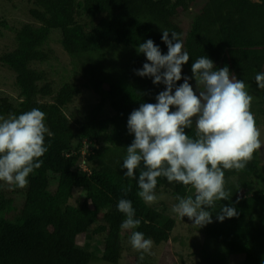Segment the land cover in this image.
Segmentation results:
<instances>
[{
  "label": "trees",
  "instance_id": "16d2710c",
  "mask_svg": "<svg viewBox=\"0 0 264 264\" xmlns=\"http://www.w3.org/2000/svg\"><path fill=\"white\" fill-rule=\"evenodd\" d=\"M28 14L33 22L10 29L14 47L0 54L18 94L0 93V115L39 108L52 135H46L48 151L26 187L6 188L0 182V264H90L92 240L108 264H119L126 255L135 264H147L129 244L130 233L121 231L125 217L118 201L132 202L141 220L134 230L154 241L152 252L168 246L176 221L165 206L159 210L143 202L136 180L121 169L134 139L127 130L129 115L141 103H156L165 90L135 74L147 62L136 48L151 39L166 54L161 30L181 34L190 57L182 76L191 77V64L202 56L217 68L228 66L254 88L250 110L258 127L260 118L264 122V90L255 83V75L264 72V0H32ZM51 41L68 56L65 72L72 80L51 77L46 66L61 59ZM190 83L195 89V80ZM89 86L98 102L83 114L74 113L71 105ZM186 132L194 136V129ZM86 143L93 151L83 155ZM225 181L232 196L212 209L213 223L198 228L205 237L198 264H225V257L238 256L241 264H264V142L244 169L225 170ZM161 190L175 199L194 195L190 186L163 177L155 192ZM230 205L238 216L219 222L216 213ZM210 241L216 243L213 258Z\"/></svg>",
  "mask_w": 264,
  "mask_h": 264
},
{
  "label": "clouds",
  "instance_id": "9594fccd",
  "mask_svg": "<svg viewBox=\"0 0 264 264\" xmlns=\"http://www.w3.org/2000/svg\"><path fill=\"white\" fill-rule=\"evenodd\" d=\"M161 31L167 53L151 39L139 43L137 54H143L147 62L135 74L152 78L154 85L163 84L165 90L156 95V103H141L129 115L127 130L134 139L126 147L121 169L126 170L125 177L136 180L137 195L146 204L158 199L155 190L160 177L190 186L194 195H177L171 211L181 220L193 221V227L203 228L213 223L217 202L232 196L225 186V170L244 169L262 147L261 131L250 110L254 97L228 66L217 68L207 56L191 64V77L182 76L190 57L181 34ZM255 83L264 90V72L255 75ZM45 120L39 108L0 115V182L24 188L29 175L42 166L40 158L48 151L45 137L52 135ZM186 129H194V136ZM123 190L127 194L131 184ZM117 209L125 217L121 231L130 233L129 244L141 253L142 262L145 254H153L154 241L134 230L141 220L130 200L120 199ZM237 216L234 205L221 206L216 213L219 222Z\"/></svg>",
  "mask_w": 264,
  "mask_h": 264
},
{
  "label": "rangeland",
  "instance_id": "374dc122",
  "mask_svg": "<svg viewBox=\"0 0 264 264\" xmlns=\"http://www.w3.org/2000/svg\"><path fill=\"white\" fill-rule=\"evenodd\" d=\"M32 4V0H0V54L7 50H11L14 47V37L15 33L13 30L15 28H20L22 25L27 23H32L33 20L29 17L28 10ZM6 22L9 28H5L1 23ZM52 47L56 50L61 59L54 60L51 65H47L49 69L52 70L51 77L55 81H69L72 80L71 74L65 72V65L69 63L68 56L62 51L58 42L51 41ZM69 69V67L67 66ZM67 69V70H68ZM86 82V81H85ZM14 76L8 71L5 67H2L0 64V93H10L12 96L18 95L15 90H13ZM80 85H83V82L80 80ZM247 91L250 95L254 91L252 86L247 87ZM253 96V95H252ZM98 102V97L96 93L89 86L88 88L82 87V93L79 98L71 105L70 110L74 113H84L89 111L96 103ZM260 124L258 128L261 131V141L264 142V122L260 118ZM93 151L92 146L88 143L84 144L82 153L83 155L91 154ZM6 184V183H5ZM8 188V184L5 185ZM79 197L83 195V191L77 192ZM15 195V194H14ZM158 199L149 204L154 207H157L159 210L164 208V206L169 210L170 215L175 219L176 226L172 232V237L168 246L158 247L153 250V258H150L148 254H145V259L143 262L147 264H198L201 261L200 254L202 245L204 243V233L198 229V227H193V221L189 220L187 217H184L182 220L172 213V206L178 201L172 197L170 194L163 192L162 190L156 193ZM16 201L20 199L18 195L14 196ZM167 212V213H168ZM210 250H214L213 245L216 243L210 241ZM88 251L94 253L95 259L90 264H108L101 259L102 249L99 248L96 240H92L88 243ZM87 246V247H88ZM219 254L224 256V248H219ZM167 253L166 259L162 258L164 253ZM213 258L217 251H211ZM134 258H124L119 264H135ZM225 264H241L242 257L237 258H224ZM211 264V263H209Z\"/></svg>",
  "mask_w": 264,
  "mask_h": 264
}]
</instances>
